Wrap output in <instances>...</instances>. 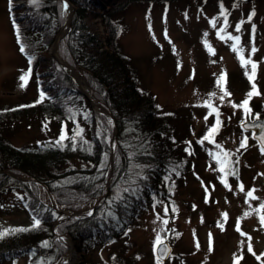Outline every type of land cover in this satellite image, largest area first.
I'll list each match as a JSON object with an SVG mask.
<instances>
[{
	"label": "rangeland",
	"instance_id": "obj_1",
	"mask_svg": "<svg viewBox=\"0 0 264 264\" xmlns=\"http://www.w3.org/2000/svg\"><path fill=\"white\" fill-rule=\"evenodd\" d=\"M15 2L22 13H33L37 8V0ZM221 6L226 19L221 15ZM9 7V0H0V105H4L0 109L36 97L29 62L15 39ZM70 13L68 4L65 21ZM118 18V43L136 72L139 88L154 95L160 109L181 115L178 124L186 135L185 145L190 153L194 150L201 155L190 154L191 164L185 176L173 185L166 201L144 212L119 242L97 246L86 253V259L94 264H264V154L250 134L239 127L244 121L264 118V0L138 2L130 4ZM87 26L89 31L103 36L100 22H88ZM67 28L64 26L60 40L66 36ZM235 37L240 38L238 43ZM60 40L48 50L44 73L52 70V62L60 65L63 61L57 52ZM242 60L246 62L243 66ZM62 71L70 73L68 69ZM25 73L26 81L22 82L20 77ZM74 73L82 78L89 95L75 83L80 92L97 103L83 74L75 69ZM222 88L229 95H224ZM246 99L247 111L241 107ZM90 107L113 128L103 111ZM79 122L80 126L83 121ZM213 128L217 129L214 133ZM96 130L93 126L91 132L95 134ZM67 131L59 136L57 124H21L9 139L17 148L55 144ZM111 137L108 141L114 148ZM242 141L246 142L245 147H241ZM18 177L27 180L21 182L36 185L46 205L55 211H68L61 213L59 219L72 211L58 208L43 185ZM106 194L107 187L100 198ZM22 199L18 191L0 195V232L7 233L3 237L34 225V217L20 203ZM99 199L79 211L96 206ZM90 212L86 210L81 215ZM57 224L52 231L55 239L62 241L65 252L56 264H78L82 256L74 250L68 236L57 233ZM158 238L171 247L164 262H159L153 253ZM28 263L29 257L23 256L14 263L3 264ZM36 264L43 262L39 259Z\"/></svg>",
	"mask_w": 264,
	"mask_h": 264
},
{
	"label": "trees",
	"instance_id": "obj_2",
	"mask_svg": "<svg viewBox=\"0 0 264 264\" xmlns=\"http://www.w3.org/2000/svg\"><path fill=\"white\" fill-rule=\"evenodd\" d=\"M174 1L68 0L73 7L70 28L57 52L83 74L92 97L114 120L112 166L108 141L112 126L91 109L58 63L52 62V70L43 72L44 59L65 22L62 0H37L33 13H22L11 3L15 39L19 49L24 47L20 52L29 62L36 97L0 109V195L20 192L22 207L39 224L0 238V264L14 263L23 256L29 257L28 264L39 259L43 264H56L65 252L52 231L61 213L44 203L36 185L16 181L7 173L37 181L58 208L72 211L98 200L107 187L106 196L91 213L56 225L57 233L68 236L82 256L78 264H94L86 253L119 242L144 212L167 200L173 185L185 176L190 154L201 155L194 150L190 153L185 145L186 135L178 124L181 115L160 109L154 95L139 88L136 72L118 43V14L130 4ZM88 22H100L103 36L89 31ZM79 120L83 121L80 126ZM31 123L40 127L57 124L59 136L68 131L55 144L13 146L9 137L21 124Z\"/></svg>",
	"mask_w": 264,
	"mask_h": 264
},
{
	"label": "water",
	"instance_id": "obj_3",
	"mask_svg": "<svg viewBox=\"0 0 264 264\" xmlns=\"http://www.w3.org/2000/svg\"><path fill=\"white\" fill-rule=\"evenodd\" d=\"M65 1H67V0H65ZM236 1L239 2V3H247L250 0H236ZM70 7H71V5H70ZM71 16H72V7H71V13L67 17L64 26L70 24ZM61 31H62V29H61ZM57 41H58V39H57ZM57 60L59 61L60 59L57 57ZM60 65L65 70L68 69L72 73H74V69L72 67L68 66L63 61H60ZM68 75L71 77V79H72V81L74 83L78 84L77 81L73 78V76L70 73H68ZM83 94L89 100L91 106H93L95 108L97 107L98 109H100L101 111H103L104 115H106V117L111 121V123L113 124L112 139H113V141H115V136H116L117 131H116V128H115L114 120H113L112 116L110 115V113L104 107H102L101 105H99L98 102L96 103L94 101L96 104H93L91 102V100H90V97H88V95L85 94V93H83ZM239 127H240V129L242 131L247 132V133H251L252 139L262 149V146H264V118H255V119H253L251 121H244V122L240 123ZM112 158H113V148H111V158H110V162L111 163H112ZM10 176L13 177L14 179L19 180V181H27L25 179H21L20 177H18L16 175H13V174H10ZM35 182H37V181H35ZM94 207H95V205L92 206L90 209H86V210L90 211ZM86 210H84V211H69V214L67 216L65 215L66 217L64 219L70 218V217H73V216L81 215ZM56 211L57 212H60V213L68 212L67 210L66 211H58V210H56ZM64 219H59V221H57V223H59L60 221H62ZM165 249H166V251H165ZM170 253H171V247H170V245L167 242L159 243L154 248V256L160 262H164L169 257Z\"/></svg>",
	"mask_w": 264,
	"mask_h": 264
},
{
	"label": "snow or ice",
	"instance_id": "obj_4",
	"mask_svg": "<svg viewBox=\"0 0 264 264\" xmlns=\"http://www.w3.org/2000/svg\"><path fill=\"white\" fill-rule=\"evenodd\" d=\"M9 6L11 7V0H9ZM221 15H224V16H225V19H226V15H225V13H224V10H223V7H222V6H221ZM251 15H252V14H249V19H251ZM236 30H237V31L240 30V26H239V25H237ZM234 39H235V41L238 43L240 38H239V37H235ZM17 40H18V42H19V36H17ZM20 50H21V52L24 51V47H23V45H21ZM233 50H234V51H237V49L235 48V46H233ZM252 51L254 52V51H255V48H253ZM241 62H242V66H243L244 63H246V62L243 61V60H242ZM30 63H31V61H30ZM252 67H253V69H254V68H255V64H253ZM26 77H27V73H25L24 75H22V76L20 77V80H21L22 82H24V81H26ZM249 78L251 79V77H249ZM224 79H225L224 76L221 75V77H220V81H223ZM218 84H219V82H218ZM23 86H24V83L21 84V87H23ZM222 91H224L223 88H222ZM224 95H229V93H227V91H224ZM248 95L250 96L251 93H249ZM247 104H248V100L246 99L245 101H243V104L241 105V107H245L246 111H247V108H246ZM234 107H235V106H234ZM217 123H219V121H217ZM216 130H217L216 128H213L211 131L214 133ZM210 136H211V133L209 134L208 137H205V138L208 139V138H210ZM245 146H246V142H245V141H242V142H241V147H245ZM262 154H264V146H262ZM241 187H242V186H241ZM248 195H249V197H251V196H252V193L249 192ZM261 223H262V225H264V217H261ZM38 224H39V221L37 220V221H35V223H34L33 226H34V227H35V226H38ZM13 231H16V230H13ZM6 234H7V233H5V232H0V238H2V237H3L4 235H6ZM159 243H160V241H159V238H158V239H157V244H159ZM198 247H199V245L197 244V248H198ZM209 247H210V250H211V240H210ZM165 251H166V249H165ZM249 251H251V246H250V245H249Z\"/></svg>",
	"mask_w": 264,
	"mask_h": 264
},
{
	"label": "bare ground",
	"instance_id": "obj_5",
	"mask_svg": "<svg viewBox=\"0 0 264 264\" xmlns=\"http://www.w3.org/2000/svg\"><path fill=\"white\" fill-rule=\"evenodd\" d=\"M70 74L73 76V78L77 81V83L79 84V86L81 87V89L83 90V92L87 93L89 95V90L87 89L85 83L83 82L82 78L79 77L77 74L75 73H72L70 70H69ZM91 102L93 104H96L91 98H90Z\"/></svg>",
	"mask_w": 264,
	"mask_h": 264
}]
</instances>
